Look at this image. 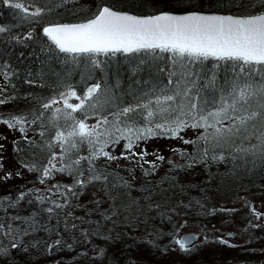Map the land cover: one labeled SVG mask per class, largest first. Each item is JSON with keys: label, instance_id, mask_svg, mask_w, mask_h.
I'll list each match as a JSON object with an SVG mask.
<instances>
[{"label": "trees", "instance_id": "obj_1", "mask_svg": "<svg viewBox=\"0 0 264 264\" xmlns=\"http://www.w3.org/2000/svg\"><path fill=\"white\" fill-rule=\"evenodd\" d=\"M17 2L25 0H0V28L4 29L0 32V99L5 100L0 116L24 117L15 128L0 121V129H6L0 133L5 139L0 148V224L4 225L0 249L7 250L0 255V264H264V222L256 220L257 213L261 215L257 207L264 206V155L253 148L256 135L264 131L259 119L249 122L248 133L232 136L222 146L203 140L185 144L161 135L143 141L149 146L132 149L146 151L143 158H123L122 153H129L123 148L127 141L121 140L105 149L119 159L100 156L92 164L82 161L83 176L53 171L41 184L42 170H29L32 165L42 169L53 152H61L56 132L66 135L74 123L64 118L70 109L64 107L60 93L71 87L83 95L88 87L100 84L94 101L97 108L85 109L87 119L107 115L112 120L110 113L135 104L137 98L147 100L145 93L167 85L173 70L169 54L159 60L143 54L101 55L98 67L89 62L66 63L65 54L44 35L45 24L83 21L99 3L137 15L163 11L247 15L264 9L254 7L253 0H183L179 5L177 0H30L29 13L37 7L44 11L25 18L13 7ZM193 71L197 87L204 86L202 96L209 109L221 89L248 79L230 62L209 60ZM213 76L215 85L207 87ZM252 78L258 81L260 74L253 73ZM53 98L58 102L45 109L43 105ZM74 115L83 118L84 113ZM130 116L140 120L136 114ZM202 132L184 139L196 140ZM88 155L87 144L71 152L73 158ZM221 155L222 160L212 159ZM55 163L61 166L59 160ZM98 174L106 179L88 182ZM76 179L85 184H76ZM65 186L73 188L74 194ZM38 195L47 197L43 204ZM52 201L64 207L55 208ZM49 207L54 208L51 214L46 211ZM9 225L19 231L9 233ZM192 227L200 230V238L187 250L181 249L174 241ZM224 229L240 240L223 237Z\"/></svg>", "mask_w": 264, "mask_h": 264}, {"label": "snow or ice", "instance_id": "obj_2", "mask_svg": "<svg viewBox=\"0 0 264 264\" xmlns=\"http://www.w3.org/2000/svg\"><path fill=\"white\" fill-rule=\"evenodd\" d=\"M177 2L179 5L183 0ZM253 6L264 9V0H253ZM13 7L23 12L25 18L29 14L33 17L39 16L44 11L37 7L29 13L30 0L17 2ZM3 31L4 29L0 28V32ZM43 32L52 45L60 53L65 54L66 63L89 62L98 67L102 62L97 58L101 55L143 54L145 57L159 60L164 59L163 54H169L168 59L172 61L173 70L169 72L167 85L153 87L151 92L144 94L148 97L147 100L143 97L137 98L135 104L110 113L112 120L104 115L94 125L85 122L88 118L85 109L97 108L94 101L97 99L96 94L100 92V84L88 87L83 95H78L71 87L67 92L60 93L64 107L70 109L64 114V118L74 123L69 125L71 130L66 135L62 131L56 132L55 140L61 148L59 154L53 152L42 169L37 168L36 165L29 167L30 171L42 170L39 181L41 184L45 183L44 178L52 176L53 171L74 177L78 172L83 176V171L79 169L82 161L92 164L100 156L109 160L119 159L120 157L114 156L105 149L110 146L115 147L121 140L127 141L123 148L129 153V155L122 153L123 158L129 159L137 155L143 158L147 155L146 151L135 153L132 149L138 146L140 141L161 135L182 139L185 144H198L203 140L216 147L227 143L232 136L242 132L248 133L250 121L259 119L261 127H264V11L243 17L203 14L197 11L182 14L161 12L157 15L140 17L99 3L96 10L85 20L70 24H51L44 27ZM28 38H31V33L28 34ZM209 60L230 62L234 69L239 67L240 73L248 77L242 83L233 81L227 88L221 89L219 98L212 99L210 109L209 101L202 96L204 86L197 87V80L192 78L197 75L193 68L202 67ZM143 62L142 59L141 63ZM246 68L247 72H245ZM253 73L260 74L258 81L252 78ZM168 85L173 87L169 88ZM214 85L213 76L207 87ZM153 96L155 99H152ZM178 97L181 98L179 103L176 102ZM70 98H75L79 103H69ZM57 102L56 98H53L43 107L48 109ZM3 103L5 100L0 99V104ZM56 111L60 112L61 109L57 108ZM77 112L84 113L83 118H77L74 115ZM130 114H136L140 120L132 119ZM122 117L124 119H121ZM23 120V116H12L8 119L0 116V121L9 128H15ZM189 128L203 129V132L196 140H187L181 136V133ZM209 129L212 131L209 132ZM20 131L23 132L24 129L21 127ZM252 134L254 133H249ZM256 139L259 143L253 145V148L260 149L261 154L264 155V131L259 132ZM82 144L88 145L89 155L73 158L72 150L78 152ZM208 151V148L203 150L204 157H207ZM223 158L222 155L212 157L214 160ZM157 159L164 158L158 156ZM57 160L61 164L60 167L55 163ZM101 179L106 177L98 174L92 176L88 182ZM75 182L80 186L85 184V181L80 179H76ZM53 187L58 189L59 185ZM39 191L37 189V192ZM68 191L74 194L73 188L68 187ZM20 198H23V194ZM36 199L43 204L47 197L38 195ZM2 203L3 201L0 200V204ZM52 203L55 208L64 207L56 201ZM9 206L15 205L13 203ZM46 211L51 214L54 208L49 207ZM257 215L259 216V213ZM3 229L4 225L0 224V231ZM8 231L11 233L19 230L12 229L9 225ZM24 234H27L26 229ZM193 239L194 237H183L174 242L181 249L187 250ZM55 244L60 245L61 241L57 240ZM12 247L16 248L17 245L14 243ZM6 254V249H0V255Z\"/></svg>", "mask_w": 264, "mask_h": 264}, {"label": "rangeland", "instance_id": "obj_3", "mask_svg": "<svg viewBox=\"0 0 264 264\" xmlns=\"http://www.w3.org/2000/svg\"><path fill=\"white\" fill-rule=\"evenodd\" d=\"M69 103H79V101L78 100H76L75 98H70L69 99ZM98 120V118H92V119H87V120H85V122L87 123V124H89V125H93L94 123H96V122H94V120ZM226 124H228V122H225ZM258 125L260 126V128H261V124H260V121H259V123H258ZM5 130L6 129H0V133H2V134H4L5 133ZM203 129H191V128H189V129H186L184 132H182L181 133V136H183V138H190V137H192L193 135H196L197 133H198V131H202ZM6 138V137H5ZM174 139H179V138H174ZM4 138H1L0 137V148H3L4 147V144H3V142H4ZM180 140V139H179ZM256 143H257V145H258V143H259V141L257 140L256 141ZM143 146H149V144H143V141H140V142H138V146H136V147H139V148H143ZM259 210H262L261 212L263 213V215H262V217L264 216V207H262V205H259V207H257ZM261 217V218H262ZM261 220V219H260ZM259 220V221H260ZM191 229H193V230H197V231H200L198 228H196V227H192Z\"/></svg>", "mask_w": 264, "mask_h": 264}, {"label": "water", "instance_id": "obj_4", "mask_svg": "<svg viewBox=\"0 0 264 264\" xmlns=\"http://www.w3.org/2000/svg\"><path fill=\"white\" fill-rule=\"evenodd\" d=\"M115 10V9H114ZM117 11H120V10H117ZM121 12H126V11H121ZM163 12H166V11H163ZM128 13L129 15H135V16H140V17H146V16H150V15H157V14H160L161 12H158V13H154V14H149V15H137V14H133V13H129V12H126ZM173 13V12H171ZM182 13H185V12H181V13H173V14H182ZM203 14H215V15H231V16H234V17H243L242 15H233V14H229V13H219V12H201ZM245 16V15H244ZM81 22V21H79ZM64 23H77V22H64ZM51 24H56V23H50V24H46L44 27L46 26H49ZM63 24V23H61ZM43 27V28H44ZM43 30V29H42ZM44 33V32H43ZM198 236H199V233L198 232H195V231H188V232H184L180 235V239L183 238V237H194V239L192 240V243L194 241H196L198 239Z\"/></svg>", "mask_w": 264, "mask_h": 264}, {"label": "bare ground", "instance_id": "obj_5", "mask_svg": "<svg viewBox=\"0 0 264 264\" xmlns=\"http://www.w3.org/2000/svg\"><path fill=\"white\" fill-rule=\"evenodd\" d=\"M257 216V215H256Z\"/></svg>", "mask_w": 264, "mask_h": 264}, {"label": "flooded vegetation", "instance_id": "obj_6", "mask_svg": "<svg viewBox=\"0 0 264 264\" xmlns=\"http://www.w3.org/2000/svg\"><path fill=\"white\" fill-rule=\"evenodd\" d=\"M262 264V263H261Z\"/></svg>", "mask_w": 264, "mask_h": 264}]
</instances>
